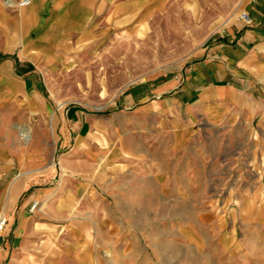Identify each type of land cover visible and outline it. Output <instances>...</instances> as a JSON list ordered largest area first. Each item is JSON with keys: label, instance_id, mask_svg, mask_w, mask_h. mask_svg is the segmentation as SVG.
Returning <instances> with one entry per match:
<instances>
[{"label": "crops", "instance_id": "obj_1", "mask_svg": "<svg viewBox=\"0 0 264 264\" xmlns=\"http://www.w3.org/2000/svg\"><path fill=\"white\" fill-rule=\"evenodd\" d=\"M19 1L0 0V212L9 220L0 236V264H116L121 255L132 256L135 234L120 233L119 219L105 218L103 196H98L102 180L95 190L89 181L104 160L114 165L112 174L131 175L123 188L141 193L136 201L145 210L152 208L153 194L165 207L232 204L233 190L225 188L214 191L225 192L221 200L205 199L207 187L192 179L196 171L181 181L179 177L188 174L181 173L188 170H179L177 163L161 174L166 179L156 190L129 183L136 177V150L143 152L139 160L151 161L155 144L166 159L177 162L183 152L200 154L205 127L215 132L251 129L259 135L255 140L264 141V0H259V10L246 5L253 14L251 25L212 38L202 57L180 75L170 71L155 83L122 94L119 104L135 110L132 123L145 126L142 115L159 118V140H108L105 129L93 136L95 123L106 129L109 125L52 104L43 69L67 62L59 50L115 32L119 19L134 14V2L145 0H30L24 6L16 4ZM94 195V205H89ZM93 208L95 231L88 233V224L72 219L74 213L87 214ZM256 222L254 229H259ZM202 225L192 216L177 219L170 230L176 234V246H197L200 234H207ZM57 226L63 233L57 238L61 245L54 248ZM248 243L232 242L231 232L223 235L214 245L215 264H262L259 242H251V247ZM144 254L150 263L151 252Z\"/></svg>", "mask_w": 264, "mask_h": 264}, {"label": "rangeland", "instance_id": "obj_2", "mask_svg": "<svg viewBox=\"0 0 264 264\" xmlns=\"http://www.w3.org/2000/svg\"><path fill=\"white\" fill-rule=\"evenodd\" d=\"M246 5L259 10V0L136 1L134 14L119 19L115 32L109 31L102 38H89L58 51L68 58L67 62L57 64L54 69L51 66L43 68L49 78V99L57 108L109 125L106 129L101 123H95L93 136L105 129L108 140L114 137L142 140L147 136L150 140H159L160 130L155 124L159 118L142 115L139 119L145 122V126L137 121L132 123L135 119L131 115L135 110L121 106L120 97L134 86L157 82L170 71L180 75L202 57L212 38L225 34L229 28L251 25L253 14ZM243 13H248L251 20H245ZM202 133L205 140L199 147L200 154L189 152L185 156L186 152H183L177 162L166 159L155 149L158 148L155 144H152L151 161L139 160L143 152L136 150V177L129 184H144L156 190L160 181L166 179L161 174L171 171L177 163L179 170H188L181 173H188L187 177H179L181 181L190 179L189 174L196 171L192 179L207 187L203 194L205 199L215 196L221 200L225 192L215 193L217 187L233 190L231 205L212 201L208 206L199 203L196 208L165 207L158 194H153L152 208L145 210L143 203L136 201L142 198V194L130 193L123 188L128 180L133 179L128 172L119 177L112 174L114 165L110 160H104L94 170L89 181L95 190L97 180H102L98 185V196H103L105 218L114 216L119 219V232L132 233L136 237L134 254L121 255L116 264H146L144 253L150 252L148 264H215L214 245L230 232L232 242L248 241L247 246L251 247V242L258 241L259 260L264 264V141L254 139L259 137L255 130L239 127L222 132L205 127ZM209 137L214 140H208ZM256 187L259 191L252 192L251 189ZM243 189L247 191H239ZM87 201L94 205L95 195ZM170 204L175 202H168ZM94 208L88 209L87 214L78 210L79 213L73 214L72 222H85L88 233H94ZM144 213H148L146 219ZM191 216L203 222L207 234H200L202 240L198 247L187 245L182 249L176 246V234L170 230L177 219L185 221ZM256 221H259V229H254ZM53 232L55 248L61 245L57 238L63 233V227L57 226Z\"/></svg>", "mask_w": 264, "mask_h": 264}, {"label": "built area", "instance_id": "obj_3", "mask_svg": "<svg viewBox=\"0 0 264 264\" xmlns=\"http://www.w3.org/2000/svg\"><path fill=\"white\" fill-rule=\"evenodd\" d=\"M29 2L30 0H21L18 2V4L20 6H24V5H27ZM242 17L247 21L251 20L250 15L248 13H243ZM37 206H38V202H34L33 205L31 206V210L35 209ZM7 224H8V218L6 214L3 211H1L0 212V236H1V233L5 230Z\"/></svg>", "mask_w": 264, "mask_h": 264}]
</instances>
